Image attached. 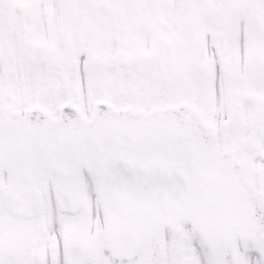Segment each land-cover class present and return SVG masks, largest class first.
<instances>
[{
	"label": "rangeland",
	"instance_id": "1",
	"mask_svg": "<svg viewBox=\"0 0 264 264\" xmlns=\"http://www.w3.org/2000/svg\"><path fill=\"white\" fill-rule=\"evenodd\" d=\"M5 1L0 0V103L18 109L38 103L57 115L61 103L73 101L89 116L92 103L99 98L109 99L121 109L189 100L204 109L222 146L233 142L242 121L238 116H219L221 101L205 96L211 75L217 78L220 91L226 89L228 80L226 73L215 70L208 31L213 27L232 37L234 54L223 62L224 71L237 62V56L241 59L245 46L237 32L241 22L247 24L250 18L252 27L261 29L264 37L263 0H248L254 8L247 11L236 8L237 0H45L42 9L37 8L40 0H36L9 24ZM76 14L78 25L73 24ZM188 52L189 72L185 70ZM260 79L255 87H264V73ZM248 120H243L245 126ZM49 193L48 189L45 212L28 221L7 215L0 202L1 229L13 234L0 235V264H9L13 248L21 250V241L25 246L19 258L22 264H60L64 249L68 264L94 263L95 252L78 248L74 249L78 257L71 263L74 243L91 238L82 223L88 221L85 215L79 219L60 215ZM94 206V215L100 219L98 204ZM73 221L80 225L81 233L72 238V247L68 242L75 230ZM185 232L190 233H186L189 246L167 231L169 264H208L209 259L215 264L194 231L186 228ZM95 239L98 241L99 232ZM53 242L55 251L50 250ZM245 245L241 263L259 264L264 247ZM202 249L207 256L201 254ZM254 249L255 256L251 255ZM106 254L104 248L102 255Z\"/></svg>",
	"mask_w": 264,
	"mask_h": 264
},
{
	"label": "water",
	"instance_id": "2",
	"mask_svg": "<svg viewBox=\"0 0 264 264\" xmlns=\"http://www.w3.org/2000/svg\"><path fill=\"white\" fill-rule=\"evenodd\" d=\"M109 106L106 103H98L95 107V112L98 108ZM8 112L14 119L20 120L21 123L29 121L34 127V139L29 140L22 132L21 139L29 148L35 150L37 144L39 145V181L47 175L46 169L51 166L49 155L56 151L62 152L66 162L76 164H86L93 171L94 174L100 176L99 182L101 188L107 178V168L117 163L126 164L127 167L133 170L132 164L135 160L142 159L146 162H167L171 167L180 169L188 174L192 170L197 171L198 160L196 157H201L200 161L207 164V154L202 151H189L186 148V141L188 139L185 127L178 121L170 122L171 116H176L182 119L185 115H191L192 120L202 124L207 130V133L200 136L198 133L202 127H196L198 130H189L194 133L195 138H205L210 136L208 127L204 124L201 116L196 111L183 104L179 107H170L164 111H152L150 114L133 113L130 110L126 111L123 116L117 111L107 107L105 110H98L92 123L88 124L80 112L71 104H67L60 109V120L54 121L50 115L41 108H34L28 110L23 119L19 113L13 112L9 107H1L0 112ZM39 117V140H35L36 126L34 120ZM45 117V121H40V118ZM212 144L216 147L215 141L212 138ZM7 153V151L5 152ZM12 154H18L12 152ZM28 156L27 167L34 166L37 156L30 153L29 150L24 152ZM217 164V163H216ZM239 167L242 175V182L244 179L243 170L241 166L235 162ZM18 166L15 162L12 163V168ZM24 180L26 179L25 167L22 169ZM20 170L15 176V182L20 184ZM1 180V176H0ZM190 181L197 183V181L190 178ZM1 183V182H0ZM208 184V183H207ZM166 186L167 182L164 181ZM171 196V201L176 206L181 203V185H171L164 187ZM164 188L154 184V189L158 193L159 190L164 192ZM0 189L2 185L0 184ZM249 189H251L249 187ZM75 194V192H74ZM71 195L69 205L67 208H74L79 203V195ZM9 193L5 194V198H9ZM36 208L33 213L40 208V200L37 199ZM254 228V225L252 226ZM240 234V232H239ZM246 234H241L245 236ZM140 264H155L157 258L160 259L159 253L153 248L149 247L145 256H142ZM131 252V255H134ZM163 259V257H162ZM234 264V263H228Z\"/></svg>",
	"mask_w": 264,
	"mask_h": 264
},
{
	"label": "snow or ice",
	"instance_id": "3",
	"mask_svg": "<svg viewBox=\"0 0 264 264\" xmlns=\"http://www.w3.org/2000/svg\"><path fill=\"white\" fill-rule=\"evenodd\" d=\"M82 223L85 225V230H86V221H82ZM98 230H99L100 244L97 245V247L95 248V253H96L97 259L95 260L94 264H107L105 257L102 255V252L104 250V245L106 243H108L107 229L104 225H98ZM126 247H127V250H131L133 246L129 245ZM201 254L204 256H207V253L203 249H202ZM251 255H253V256L256 255L254 250L251 252ZM9 264H22V261L13 257L10 259ZM50 264H51V262H50ZM60 264H68L67 249H64V251L62 253ZM155 264H163V261L161 259L157 258L155 261ZM208 264H211V261H209Z\"/></svg>",
	"mask_w": 264,
	"mask_h": 264
}]
</instances>
